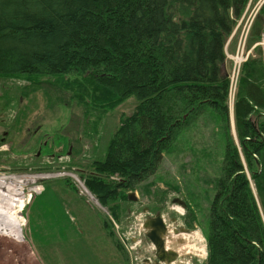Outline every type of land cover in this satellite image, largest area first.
Returning <instances> with one entry per match:
<instances>
[{
	"label": "trees",
	"instance_id": "obj_1",
	"mask_svg": "<svg viewBox=\"0 0 264 264\" xmlns=\"http://www.w3.org/2000/svg\"><path fill=\"white\" fill-rule=\"evenodd\" d=\"M248 1L0 0V80L73 74L89 84L93 95H105L110 107L136 99L135 111L121 118L105 159L93 165L96 175L85 178L110 213L115 214L119 196L127 199L125 191H136L154 175L183 131L207 110L218 117L224 174L209 210L203 264H264L260 50H254L260 59L243 64L237 84V144L228 126L224 75V47ZM260 13L248 46L260 38L264 5ZM32 81L18 85L23 98L39 88ZM78 88L87 90L82 84ZM112 176L119 180L109 181Z\"/></svg>",
	"mask_w": 264,
	"mask_h": 264
},
{
	"label": "rangeland",
	"instance_id": "obj_2",
	"mask_svg": "<svg viewBox=\"0 0 264 264\" xmlns=\"http://www.w3.org/2000/svg\"><path fill=\"white\" fill-rule=\"evenodd\" d=\"M260 1L249 0L243 13L249 14ZM263 5L255 18L261 16ZM236 44L235 36L224 47L227 77ZM246 44L250 49L255 43ZM255 51L245 63L261 58L264 67L261 53L259 58ZM241 70L237 84L243 78ZM30 81L27 77L0 80V176L35 179L23 186V200L16 207L21 211L17 219L22 224V241L0 236V264H141L143 258L153 256L142 224L156 214L176 220H165L168 227L189 228L185 239L197 254L194 264H203L209 210L224 174L223 126L214 112L207 110L183 131L164 152L154 175L136 191H125L127 199H116L112 214L89 191L85 178L96 175L93 165L105 159L121 118L135 111L136 99L110 107L105 95H93L89 84L73 74L33 80L39 88L23 98L18 85ZM78 84L89 92L79 90ZM235 96L232 105L227 96L226 107L237 144ZM257 113L264 119V109ZM255 118L251 117L254 122ZM251 187L256 195L252 182ZM131 193L136 201L128 199ZM30 200L33 203L28 205ZM72 254L75 258L70 259Z\"/></svg>",
	"mask_w": 264,
	"mask_h": 264
},
{
	"label": "bare ground",
	"instance_id": "obj_3",
	"mask_svg": "<svg viewBox=\"0 0 264 264\" xmlns=\"http://www.w3.org/2000/svg\"><path fill=\"white\" fill-rule=\"evenodd\" d=\"M239 63L242 57L236 58ZM232 105V103H230ZM35 179H17L12 176H0V236L9 237L16 242L22 241L21 227L16 207L23 200V186Z\"/></svg>",
	"mask_w": 264,
	"mask_h": 264
},
{
	"label": "built area",
	"instance_id": "obj_4",
	"mask_svg": "<svg viewBox=\"0 0 264 264\" xmlns=\"http://www.w3.org/2000/svg\"><path fill=\"white\" fill-rule=\"evenodd\" d=\"M263 3H264V0H261L256 5V7L249 12V14L247 13V10L245 13H243V15L237 20L235 27L226 44V47H227V45L231 42L233 37L235 36L237 37L235 53L234 55L229 56V58L232 61V72L230 73L228 77L229 79L228 96H229L230 103H232L233 97L235 96L236 86L238 82V75L241 70V65H243L247 61V59L252 55L256 47H258L261 50V57L264 63V27L260 35V39L250 49L247 48V44H246L251 25L257 15L259 7ZM238 57H242V60L239 63L237 62V59H236ZM36 191L37 193L40 192L39 190H36ZM28 197L30 198L31 194H29Z\"/></svg>",
	"mask_w": 264,
	"mask_h": 264
},
{
	"label": "water",
	"instance_id": "obj_5",
	"mask_svg": "<svg viewBox=\"0 0 264 264\" xmlns=\"http://www.w3.org/2000/svg\"><path fill=\"white\" fill-rule=\"evenodd\" d=\"M128 199L130 201H136V197L133 193L128 195ZM178 203L184 207V204L179 201ZM142 228L145 237L153 247V264H175L178 260V254L166 246V240L170 234L162 216L156 214L153 217L147 218L144 221ZM179 231L174 230L172 234L177 235ZM183 232L187 231L184 230ZM143 262V264H150L149 259H144Z\"/></svg>",
	"mask_w": 264,
	"mask_h": 264
},
{
	"label": "crops",
	"instance_id": "obj_6",
	"mask_svg": "<svg viewBox=\"0 0 264 264\" xmlns=\"http://www.w3.org/2000/svg\"><path fill=\"white\" fill-rule=\"evenodd\" d=\"M40 195H42V193ZM32 203L33 201L30 204ZM168 228L172 232V230L176 229V226L174 224V225L169 226ZM187 235H189V233L185 234L183 230H181V232L178 233L177 235H172L170 240L167 243V247L172 249L178 254V260L176 261L175 264H194L195 262V258L197 254L193 253L195 251L194 247L186 243L185 237ZM71 258H75V255L72 254L70 259Z\"/></svg>",
	"mask_w": 264,
	"mask_h": 264
},
{
	"label": "flooded vegetation",
	"instance_id": "obj_7",
	"mask_svg": "<svg viewBox=\"0 0 264 264\" xmlns=\"http://www.w3.org/2000/svg\"><path fill=\"white\" fill-rule=\"evenodd\" d=\"M168 219V218H167ZM167 219L165 218V220L167 221ZM168 221H169V223H173V222H176V220L175 219H168ZM176 229H184L185 231H187V233L189 232V228L186 226V228H185V226H184V228H178L177 226H176ZM172 236V235H171ZM170 236V237H171ZM166 243H168L167 241H166ZM153 257V258H152ZM150 258H152V260L150 259L149 260V263L150 264H153L154 263V256H151ZM144 262H141V264H143Z\"/></svg>",
	"mask_w": 264,
	"mask_h": 264
}]
</instances>
